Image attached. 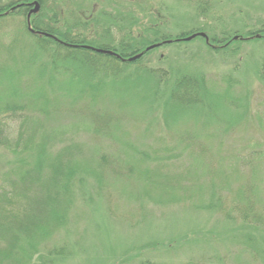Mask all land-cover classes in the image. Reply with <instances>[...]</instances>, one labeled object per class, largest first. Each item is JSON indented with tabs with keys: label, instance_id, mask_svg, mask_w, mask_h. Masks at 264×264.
<instances>
[{
	"label": "trees",
	"instance_id": "trees-1",
	"mask_svg": "<svg viewBox=\"0 0 264 264\" xmlns=\"http://www.w3.org/2000/svg\"><path fill=\"white\" fill-rule=\"evenodd\" d=\"M185 1L199 15H208L214 2ZM27 2L0 0V20L27 17L25 5L10 11ZM41 9L31 19L34 32L26 18L25 34L14 33L16 43L28 37L34 48L20 56L14 43L8 51L19 63L0 67V156L6 158L0 169V264L60 263L63 249H48L49 241L68 227L80 192L87 196L88 189L91 199L104 197L112 218L133 226L149 217L147 205L164 212L185 205L264 227V57L254 68L261 93L254 98L256 91L251 96L244 87L238 95L241 81L232 75L185 71L174 77L145 59L147 47L162 41L186 50L194 39L184 38L202 28L163 37L155 29V39L140 35L138 44L128 33L113 47L63 28ZM238 12L236 24L221 17L218 25H204L209 39L194 41L232 56L240 43L264 44V20L246 21L249 14ZM141 107V120L150 124L133 132L127 123ZM243 245L229 264H264L261 251L253 257Z\"/></svg>",
	"mask_w": 264,
	"mask_h": 264
},
{
	"label": "rangeland",
	"instance_id": "rangeland-1",
	"mask_svg": "<svg viewBox=\"0 0 264 264\" xmlns=\"http://www.w3.org/2000/svg\"><path fill=\"white\" fill-rule=\"evenodd\" d=\"M37 1L38 11L42 8L41 11L50 18L56 15L63 28L75 34L83 33L88 41L113 47L123 41L128 33L137 38V44L140 35L155 39L156 30L163 37L165 33L172 36L184 29L202 28L200 32L208 38L209 32L203 28L204 25L216 22L218 25L221 17L223 19L220 22L236 24L239 9H243L246 16L249 14L246 21L257 18L264 20V0H223L227 6L225 11L221 0H214L211 3L212 10L207 13L209 16L197 14L195 7L185 0ZM19 4H15L10 11L16 10ZM32 8L35 9L34 3ZM27 15L30 20L36 17L32 12ZM26 18L28 22V17H23L21 13L9 17L4 23L0 20V42L4 46L0 47V67L18 64L16 55L22 56V52L26 54L34 48L33 39L23 37L17 43L15 40L16 31L25 34ZM28 26L31 29V24L28 23ZM194 40L185 45L186 50L177 49L175 45L165 44L164 41L154 43L152 45L158 46L151 49L145 59L152 67L173 72L174 77L185 71L196 75L201 73L208 78L232 75L241 81L242 87L236 90V94H244L245 88H250L251 96L256 91L254 98H257L262 84L254 76V68L264 57L262 42L240 43V53L232 56L222 52L212 53L202 41ZM14 43L13 53L16 55L11 56L8 47ZM6 83L4 81L3 85ZM143 109L137 108V118L127 123L133 132L137 129L142 131V127L150 124L141 120ZM159 114L157 120L162 123ZM5 159L0 156V169ZM92 192L88 189L87 196L80 192L81 201L78 200V204L73 207L71 223L49 241L48 249H63L64 252L61 262L55 264H140L145 259L162 264H229L235 252L244 248L243 244L250 247L247 250L253 257H257L255 251H261L258 255L260 258L264 254V227L238 220L229 221L217 210L201 212L183 205L164 212L159 207L147 205L149 217L133 226L112 218L108 214L104 197L94 196L91 199ZM91 205L95 208L94 214L89 211ZM96 224H101V232L97 231Z\"/></svg>",
	"mask_w": 264,
	"mask_h": 264
},
{
	"label": "water",
	"instance_id": "water-1",
	"mask_svg": "<svg viewBox=\"0 0 264 264\" xmlns=\"http://www.w3.org/2000/svg\"><path fill=\"white\" fill-rule=\"evenodd\" d=\"M131 1H132V0H131ZM35 4H36V9H38L39 4H38L37 2H36ZM197 36H203V37H206V34L203 33V32L195 33V34H192V35L186 37L185 40H187V41H188V40H192V39L196 38ZM166 42H170V41L168 40V41H166ZM156 46H158V45H152V46H150V47H147L146 50H147V51H148V50H151V49H153V48L156 47ZM85 47H87V48H91V49H93V50H96V51L99 52V53L109 54V55H115V56L120 57L117 53H115V52H113V51H110V50L99 49V48H94V47H90V46H85ZM142 54H143V53H140V54H137V55H135V56L129 57L128 60H129V61L136 60L137 58H139L140 56H142Z\"/></svg>",
	"mask_w": 264,
	"mask_h": 264
},
{
	"label": "flooded vegetation",
	"instance_id": "flooded-vegetation-1",
	"mask_svg": "<svg viewBox=\"0 0 264 264\" xmlns=\"http://www.w3.org/2000/svg\"><path fill=\"white\" fill-rule=\"evenodd\" d=\"M35 1H37V0H32L31 2H27V3L23 4V5H25L26 8H28V11H29L28 14H30L31 12H35V11H37L39 9V8L36 9V4H34L35 9L32 8V3H34Z\"/></svg>",
	"mask_w": 264,
	"mask_h": 264
}]
</instances>
